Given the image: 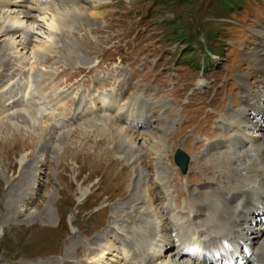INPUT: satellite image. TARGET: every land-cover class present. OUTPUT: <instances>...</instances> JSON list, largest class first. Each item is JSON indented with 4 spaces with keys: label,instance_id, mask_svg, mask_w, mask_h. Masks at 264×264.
<instances>
[{
    "label": "rangeland",
    "instance_id": "374dc122",
    "mask_svg": "<svg viewBox=\"0 0 264 264\" xmlns=\"http://www.w3.org/2000/svg\"><path fill=\"white\" fill-rule=\"evenodd\" d=\"M87 4L55 31L47 10L0 29V100L8 99L0 110V264H164L143 253L144 239L132 243L138 256L127 251L125 231L140 216L150 220L156 197L176 203L180 221L200 202L212 208L222 194L204 202L209 193L200 190L236 180L228 179L239 148L229 112L264 117L244 103L260 97L264 106V0ZM41 42L48 51L33 49ZM92 99L143 111L144 130L162 143L134 134L138 148L130 145ZM26 102L51 118L34 116ZM176 148L189 155L186 173L173 162ZM136 188L144 202L130 210ZM5 200L14 205L9 216Z\"/></svg>",
    "mask_w": 264,
    "mask_h": 264
},
{
    "label": "bare ground",
    "instance_id": "6f19581e",
    "mask_svg": "<svg viewBox=\"0 0 264 264\" xmlns=\"http://www.w3.org/2000/svg\"><path fill=\"white\" fill-rule=\"evenodd\" d=\"M48 1L51 2L49 3ZM55 1L65 3L70 0H0V29L5 22L16 23L20 20V17L34 18L35 11L47 10L50 12V19L54 20L52 29L55 31L58 28L60 29V25L68 24L69 19L73 16L71 15L72 13L79 10V13L83 14L87 11V0L79 2L78 6L56 5L54 4ZM95 9L96 7L93 11L92 8L89 9L91 15H95L98 12V9ZM71 11L73 12L70 14ZM49 22L48 25L51 28V20ZM45 44L39 46L33 44V49L48 51L45 48ZM22 47L25 48L24 46ZM35 55L37 54L35 53ZM248 95L252 94L246 92L243 97L246 98ZM260 100V97L253 100L246 98L244 103L256 107L257 111L264 112V106L260 105ZM5 101L0 100V110L3 112H5V109H2V107L6 106ZM92 101L97 106L101 104L99 108L101 106L104 107L105 111L108 112L106 116L112 120L113 127H115L116 131L124 134L130 145L138 148L137 145L139 144L132 138L134 134L135 136H140L142 141L148 142V144H150L149 137L154 138L155 141L157 139L160 144L162 143L161 137H153L149 129H147V133L144 130L141 124L142 118L137 117L146 115L143 111H124L118 105L119 99H112L110 103L107 100L106 105H104L105 99H92ZM34 104H27L29 111L34 116H37L39 112L44 114L43 116L46 119L51 118L48 117L49 114L46 110L38 109L41 106L40 103ZM229 113L231 126H233V129L235 128V133H238L236 138L239 141L237 142L239 148L237 147L238 151L233 156V159L238 164H233V172L229 174L230 177L228 176V179L230 180L232 176L236 180H230L233 181L231 184L212 180L207 188L209 192L207 189L200 190L201 196L209 193V196L203 197L205 199L204 202L209 201L208 198L215 196L218 191H220L222 196L220 199L211 201L212 208H208L202 202L197 204L193 217L191 219L188 218L187 222L180 221L172 215V210L177 205L176 203L174 206L168 207L167 205H162L157 199L158 197L155 198L154 202L148 201L151 208L149 213L150 220H145L140 216L137 219L140 224L133 226L130 228L131 230H126V234H129L128 236L125 234L127 236L126 241L122 240L123 242H121V245L127 251L129 250L132 255L138 256V250H140V247H137L138 250H136L132 243L136 242L135 245L139 246L140 240L142 239V244L144 239L145 248L143 253L149 251L150 254H154L157 258L162 257L160 263L164 264H256L255 260L261 254L264 256V117L260 118L262 115L258 116L255 114L251 117L246 108L239 112ZM111 114L112 116H110ZM148 122L149 119H147ZM24 181L25 184L29 182L28 178H25ZM134 192L132 195L137 202L134 198H129L124 202L125 204L136 202L134 205L129 206L130 210H136L144 202L143 199H140L137 188ZM5 202V207L3 208L7 212L4 216H9L7 214L10 212V206L14 205L8 200H5ZM254 221H259L255 229L252 227ZM256 229L262 230L258 231ZM110 234L114 236V242L121 240L118 233H114L111 230ZM99 237L96 236L90 242L93 245H97V241L101 239ZM143 253H140V255ZM74 264L81 263L75 261ZM262 264H264L263 261Z\"/></svg>",
    "mask_w": 264,
    "mask_h": 264
},
{
    "label": "water",
    "instance_id": "95a60500",
    "mask_svg": "<svg viewBox=\"0 0 264 264\" xmlns=\"http://www.w3.org/2000/svg\"><path fill=\"white\" fill-rule=\"evenodd\" d=\"M175 163L180 167L182 173H186L189 163V156L184 151L177 149L174 154Z\"/></svg>",
    "mask_w": 264,
    "mask_h": 264
}]
</instances>
